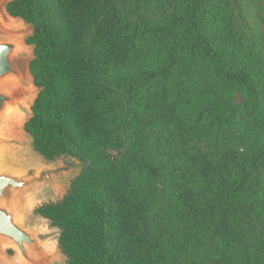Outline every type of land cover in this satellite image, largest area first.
Here are the masks:
<instances>
[{"label":"trees","instance_id":"obj_1","mask_svg":"<svg viewBox=\"0 0 264 264\" xmlns=\"http://www.w3.org/2000/svg\"><path fill=\"white\" fill-rule=\"evenodd\" d=\"M23 130L82 164L33 213L66 264H264V0H11Z\"/></svg>","mask_w":264,"mask_h":264},{"label":"water","instance_id":"obj_2","mask_svg":"<svg viewBox=\"0 0 264 264\" xmlns=\"http://www.w3.org/2000/svg\"><path fill=\"white\" fill-rule=\"evenodd\" d=\"M9 1L0 0V250L12 248L15 264H57L52 257L59 229H48L46 219L40 215V220L32 222L25 215L28 201L54 191L72 174L75 163L71 156L48 161L36 151L38 156L25 154L26 141L20 125L19 130L15 128V121L19 116L31 115L36 96L25 90L35 86L29 71L34 48L26 39L22 41L25 27L17 24L19 17L7 12ZM77 167L79 172V161Z\"/></svg>","mask_w":264,"mask_h":264},{"label":"rangeland","instance_id":"obj_3","mask_svg":"<svg viewBox=\"0 0 264 264\" xmlns=\"http://www.w3.org/2000/svg\"><path fill=\"white\" fill-rule=\"evenodd\" d=\"M19 20V23H17L18 25H22L25 27V31L24 33L21 35V39L22 41L24 42L25 39L27 38V36L30 34V27L27 23H25L21 18H17ZM28 88V89H27ZM25 88V90H28V91H33V96L36 95L37 91H38V88L36 86H29ZM28 101V97L26 96L25 97V102ZM29 114H26L25 116H19L17 118V120L15 121V128L19 130V125H20V132H21V135L23 136V138L25 139L26 141V144H25V150H26V153L28 156H38L37 153L32 149L30 143H29V140L30 138L28 137V135L24 132L23 130V124L25 122V120L28 118ZM21 122V124H20ZM60 159H58L59 161ZM75 165L73 164V169H72V174L70 176H68V178H66L62 183H59L55 188H54V191L48 193V194H45L43 196H40V197H37V198H32L28 201V211L26 212V220L29 221V222H32V221H38L40 220V216L34 214L32 212V209L45 202V201H49V200H57L59 198H61L63 196V194L66 192L68 186H69V182H70V179L72 177H74L75 173L78 172V161H76V159H71ZM45 222V225L48 229H51L50 225H49V222L47 220H44ZM13 256H14V250L12 248H3L2 250H0V263L1 262H8L10 264H15V260L13 259ZM52 260L54 262H56L57 264H63V260H64V256L60 253L59 249L57 248V245H56V248H55V252H54V255L52 257Z\"/></svg>","mask_w":264,"mask_h":264}]
</instances>
